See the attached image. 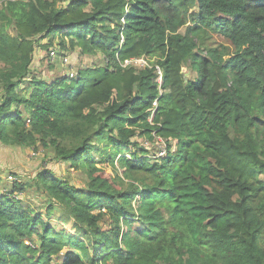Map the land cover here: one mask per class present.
<instances>
[{"label": "trees", "instance_id": "trees-1", "mask_svg": "<svg viewBox=\"0 0 264 264\" xmlns=\"http://www.w3.org/2000/svg\"><path fill=\"white\" fill-rule=\"evenodd\" d=\"M51 46L107 64L45 82ZM0 142L87 179L36 176L73 235L0 196V264H264V0H0Z\"/></svg>", "mask_w": 264, "mask_h": 264}, {"label": "rangeland", "instance_id": "rangeland-1", "mask_svg": "<svg viewBox=\"0 0 264 264\" xmlns=\"http://www.w3.org/2000/svg\"><path fill=\"white\" fill-rule=\"evenodd\" d=\"M46 1L56 2V7L64 6L66 2V0ZM11 30L9 31L10 33H12ZM214 41L217 44L231 48L229 43L220 38H215ZM51 52L55 53L56 59L51 56ZM65 59L66 61H64ZM60 60H63L65 66L59 62ZM106 64L107 60L101 53L82 54L77 48L71 51H64L57 46H51L47 47V49H35L30 71L37 78L50 82L66 73L72 76L76 70L102 69L105 68ZM134 66L139 69L145 68L149 64L147 59H145V64L139 63ZM184 73L187 79L194 76L187 69H184ZM135 140L149 150L150 157L153 155L164 156L165 147L162 141L149 143L138 137ZM62 145L67 146L68 143L65 141ZM102 168L104 170L107 169L105 166H102ZM42 170L51 171L56 178L62 179L78 189H84L86 186L87 179L85 174L81 170H74L67 163L58 160L55 157L53 148H43L38 142L35 145L22 146L10 143L2 144L0 142V196L8 195L9 199L18 202V206L29 211L31 215L39 214L45 221H49L54 228L66 229L73 235L74 231L66 223L67 218L61 206L46 194L36 178L38 172ZM118 172L121 174L122 171L119 170ZM13 183L22 185L23 191L11 193ZM15 196H19V198L16 199ZM47 210L52 212L49 220L47 219ZM37 242V239L33 237L31 244L35 245ZM27 244L29 243L27 242Z\"/></svg>", "mask_w": 264, "mask_h": 264}, {"label": "built area", "instance_id": "built-area-1", "mask_svg": "<svg viewBox=\"0 0 264 264\" xmlns=\"http://www.w3.org/2000/svg\"><path fill=\"white\" fill-rule=\"evenodd\" d=\"M51 56L53 58H55V53L51 52ZM64 61H66V59ZM139 63L145 64V59L142 58V59L125 60L123 62V64H122V67L129 66L131 64L135 65V64H139ZM153 68H154V72L156 74V82L158 83L159 89H160L161 84H162V71H161V68L158 65H154ZM160 92H161V90H160ZM155 106H156V103H153V107H155ZM15 198L18 199L19 196H15Z\"/></svg>", "mask_w": 264, "mask_h": 264}, {"label": "clouds", "instance_id": "clouds-1", "mask_svg": "<svg viewBox=\"0 0 264 264\" xmlns=\"http://www.w3.org/2000/svg\"><path fill=\"white\" fill-rule=\"evenodd\" d=\"M154 66V65H153ZM153 66H150V67H153Z\"/></svg>", "mask_w": 264, "mask_h": 264}]
</instances>
